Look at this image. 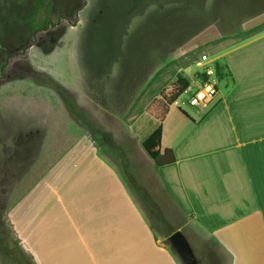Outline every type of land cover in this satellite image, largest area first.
Wrapping results in <instances>:
<instances>
[{"label": "rangeland", "instance_id": "1", "mask_svg": "<svg viewBox=\"0 0 264 264\" xmlns=\"http://www.w3.org/2000/svg\"><path fill=\"white\" fill-rule=\"evenodd\" d=\"M33 6L0 0V264H36L18 231L25 202L38 199L42 177L75 141L93 140L140 192L126 135L151 130L162 108L156 98L181 76L191 85L171 104L167 124L204 115L207 107L189 103L201 52L225 63V49L211 41L264 23V0H54L53 23L33 35L23 20ZM231 83L220 79L209 105Z\"/></svg>", "mask_w": 264, "mask_h": 264}, {"label": "crops", "instance_id": "2", "mask_svg": "<svg viewBox=\"0 0 264 264\" xmlns=\"http://www.w3.org/2000/svg\"><path fill=\"white\" fill-rule=\"evenodd\" d=\"M211 42L232 83L199 119L169 125L166 114L161 150L175 162L157 165L143 148L159 119L125 137L140 192L90 138L45 173L18 230L36 264H182L162 242L176 230L192 238L193 264H264V23Z\"/></svg>", "mask_w": 264, "mask_h": 264}, {"label": "trees", "instance_id": "3", "mask_svg": "<svg viewBox=\"0 0 264 264\" xmlns=\"http://www.w3.org/2000/svg\"><path fill=\"white\" fill-rule=\"evenodd\" d=\"M54 0H34V6L30 12L24 15V22L30 28L33 35H36L39 31L48 30L52 22V7ZM202 55V54H201ZM216 75L218 79H223L228 76V67L225 63L214 61ZM6 63L2 64L1 68H4ZM200 80H204V75L199 73ZM191 82L185 76L177 78L171 86L170 91H166L165 88L161 94L160 98H156L160 102L161 112H156L157 118L160 120V124L157 128L150 133V135L143 141V148L147 154L153 159L157 165H165L175 162V155L171 148H167L164 151L161 150V141L163 135L162 120L169 111L171 104L176 101V99L185 92ZM167 92V93H165ZM155 100V101H156ZM152 106L148 107V110ZM186 114V112L183 111Z\"/></svg>", "mask_w": 264, "mask_h": 264}, {"label": "built area", "instance_id": "4", "mask_svg": "<svg viewBox=\"0 0 264 264\" xmlns=\"http://www.w3.org/2000/svg\"><path fill=\"white\" fill-rule=\"evenodd\" d=\"M197 65L203 68L201 72L204 75V80H200L198 89L190 97V105H206L209 103L218 92L219 79L216 75L214 60L207 53L201 55Z\"/></svg>", "mask_w": 264, "mask_h": 264}, {"label": "water", "instance_id": "5", "mask_svg": "<svg viewBox=\"0 0 264 264\" xmlns=\"http://www.w3.org/2000/svg\"><path fill=\"white\" fill-rule=\"evenodd\" d=\"M168 239L185 263L193 264L196 262L192 247L181 230L174 231Z\"/></svg>", "mask_w": 264, "mask_h": 264}]
</instances>
